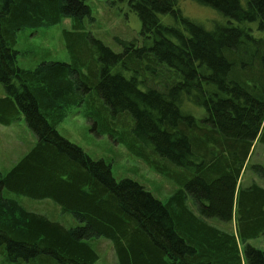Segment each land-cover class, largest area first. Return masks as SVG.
<instances>
[{
    "label": "trees",
    "instance_id": "16d2710c",
    "mask_svg": "<svg viewBox=\"0 0 264 264\" xmlns=\"http://www.w3.org/2000/svg\"><path fill=\"white\" fill-rule=\"evenodd\" d=\"M122 1L139 15L142 38H118L115 51L86 31V0H0V123L23 115L36 139L0 169L1 264H94L106 240L117 264H264V250L249 243L264 234V187L240 182L264 140V0H192L230 19L213 30L184 17L181 0ZM64 18L73 21L64 31L72 61L21 68L18 31ZM83 102L97 135L170 182L165 201L116 179L110 163L58 131ZM127 114L134 126L123 136L114 121ZM19 196L53 209L42 214Z\"/></svg>",
    "mask_w": 264,
    "mask_h": 264
},
{
    "label": "rangeland",
    "instance_id": "374dc122",
    "mask_svg": "<svg viewBox=\"0 0 264 264\" xmlns=\"http://www.w3.org/2000/svg\"><path fill=\"white\" fill-rule=\"evenodd\" d=\"M86 1L91 6L93 18H86V31L101 39L115 51H122V45L117 41L118 38L123 40H131L135 37L142 38V21L139 15L131 10L128 2L122 0ZM179 7L184 17L203 25L209 30H213L218 24L226 25L230 21L228 17L219 11L200 5L192 0H181ZM160 18L166 24L172 23L169 14L161 15ZM251 26L254 27L255 24ZM65 30H74L71 18H64L59 23L50 26L25 27L18 31L16 49L20 51L19 66L23 69H34L45 61L71 62L73 57L66 46ZM258 35H264V33L258 32ZM4 91V87L0 84V92ZM88 109L87 102L70 106L66 117L57 125L58 131L71 142L81 146L93 159H105L110 163L112 173L116 179H133L145 186L157 198L165 201L169 194L164 196L162 192L166 194L172 189L170 182L140 158L131 155L126 150L125 145L118 143L107 133L97 135L93 130L92 123L87 118ZM188 109L193 111L197 117L203 116V112L199 111L198 107L193 106ZM127 115L124 120V116H122L115 118L114 121L115 130L123 136H127L129 133L131 135L134 126L132 116ZM129 121H131V124ZM34 136L33 130L28 126L23 115L11 124L0 123V169L3 173L14 167L31 150L36 142ZM245 166L244 173L240 178L241 184L249 186L252 183H257L264 187L263 139L260 138L254 142L249 161ZM19 200L29 208L42 214H49V210L53 209V202L51 201V203L49 200L34 202L25 196H19ZM59 215L55 216L57 217L56 220L68 219V225H74L75 222H73L71 215ZM223 224L227 230L235 232V222H225ZM106 241L110 244V247L108 243H104V246L108 247L99 250L100 258L94 264H117L115 249L109 240ZM249 243L264 250V234L249 240ZM1 262L2 260H0V264Z\"/></svg>",
    "mask_w": 264,
    "mask_h": 264
}]
</instances>
